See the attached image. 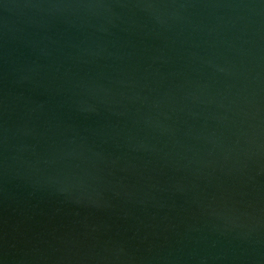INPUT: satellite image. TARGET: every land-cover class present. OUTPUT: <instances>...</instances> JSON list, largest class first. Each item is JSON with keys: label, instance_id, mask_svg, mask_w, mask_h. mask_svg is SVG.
Listing matches in <instances>:
<instances>
[{"label": "water", "instance_id": "water-1", "mask_svg": "<svg viewBox=\"0 0 264 264\" xmlns=\"http://www.w3.org/2000/svg\"><path fill=\"white\" fill-rule=\"evenodd\" d=\"M0 264H264V0H0Z\"/></svg>", "mask_w": 264, "mask_h": 264}]
</instances>
